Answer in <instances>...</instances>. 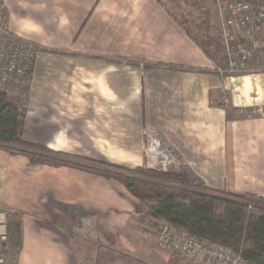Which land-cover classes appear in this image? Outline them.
Returning a JSON list of instances; mask_svg holds the SVG:
<instances>
[{
	"label": "crops",
	"instance_id": "crops-1",
	"mask_svg": "<svg viewBox=\"0 0 264 264\" xmlns=\"http://www.w3.org/2000/svg\"><path fill=\"white\" fill-rule=\"evenodd\" d=\"M0 8L10 33L59 52L36 58L25 95V141L134 168L145 165V128L173 153L169 166L187 167L210 189L264 200V114L256 113L264 107L263 48L241 71L220 73L162 0H0ZM263 32L255 30L259 40ZM233 109L251 115L237 117ZM105 150L124 156L111 160L101 155ZM2 207L21 215L16 264L157 258L150 242L164 221L113 179L32 165L0 149ZM168 264L183 259L170 257Z\"/></svg>",
	"mask_w": 264,
	"mask_h": 264
},
{
	"label": "trees",
	"instance_id": "trees-1",
	"mask_svg": "<svg viewBox=\"0 0 264 264\" xmlns=\"http://www.w3.org/2000/svg\"><path fill=\"white\" fill-rule=\"evenodd\" d=\"M45 51L59 53L47 49ZM143 66L167 67L160 63H143ZM18 101L17 97L0 90L1 150L10 155H23L32 165L66 166L116 180L139 200L142 208L152 217L229 246L239 252L247 264H264V200L261 196L210 189L183 165L169 166L165 170L147 168L145 165L126 168L55 152L40 144L27 142L22 137L25 110L19 111ZM242 112V115L235 116L246 118L248 113L244 109ZM2 210L9 240V264H16L22 246L21 215L6 207H2ZM136 210L140 209L137 207Z\"/></svg>",
	"mask_w": 264,
	"mask_h": 264
},
{
	"label": "built area",
	"instance_id": "built-area-1",
	"mask_svg": "<svg viewBox=\"0 0 264 264\" xmlns=\"http://www.w3.org/2000/svg\"><path fill=\"white\" fill-rule=\"evenodd\" d=\"M213 2L219 23L218 36L224 44L226 56V63L217 70L220 73H237L244 68L256 49H264V40H259L255 34L257 28L264 30V0ZM241 33H245V41L235 45ZM42 51L40 45L9 32L0 8V90L19 99V111L25 110V95L32 83L33 67ZM239 112L243 113L242 110ZM256 113L264 114V107L257 108ZM157 146L155 140L147 144L145 166L165 170L169 167V154L163 156L156 149ZM0 239H5L4 232L0 233ZM157 240L171 258L180 257L183 264H247L241 254L231 247L199 237L173 224H162L157 232Z\"/></svg>",
	"mask_w": 264,
	"mask_h": 264
},
{
	"label": "rangeland",
	"instance_id": "rangeland-1",
	"mask_svg": "<svg viewBox=\"0 0 264 264\" xmlns=\"http://www.w3.org/2000/svg\"><path fill=\"white\" fill-rule=\"evenodd\" d=\"M167 7H171V12H173L179 22H181L182 27L189 33L191 36L204 48L206 51L213 55V58L216 60L221 67L226 63V56L224 55L223 43L218 36V19L216 15V7L213 4L212 0H162ZM238 43H235V45ZM234 48V45H233ZM43 49V48H42ZM222 50V55L218 54L219 51ZM233 115H242L241 112H233ZM141 135V153L144 159V163H146V152H147V144L149 145L151 141H156L157 150L161 151V153L166 155L169 154V160L173 156L171 150L167 149L164 146V143L161 139H159L155 133H150L145 128L143 129V133ZM148 142V143H147ZM101 155L105 156L108 159H121L123 154H113L106 152V150L101 153ZM114 155V156H113ZM168 160V161H169ZM0 218H2V222H0V233L4 232L5 239H0V257L2 258V263L9 264L11 262V256L8 245V235L5 224V215L3 210H0ZM151 245V253L157 256V258L150 259L152 256L142 257L141 260L144 264H168L170 261V253L163 250L158 243L157 236L153 237L150 242ZM127 262V260H125ZM131 264V263H130Z\"/></svg>",
	"mask_w": 264,
	"mask_h": 264
}]
</instances>
